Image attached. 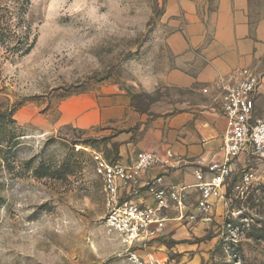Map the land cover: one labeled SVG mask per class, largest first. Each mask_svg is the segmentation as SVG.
<instances>
[{
  "label": "rangeland",
  "instance_id": "rangeland-1",
  "mask_svg": "<svg viewBox=\"0 0 264 264\" xmlns=\"http://www.w3.org/2000/svg\"><path fill=\"white\" fill-rule=\"evenodd\" d=\"M167 1L30 0L31 51L18 59L0 50V264H264L257 160L246 166L253 181L242 194L228 189L211 213L169 227L135 259L103 225L96 158L173 151L172 117L219 116L202 90L164 81L172 69L165 39L180 21L165 15ZM248 19L264 25V0H248ZM250 69L262 76L264 55ZM83 94L128 97L123 119L91 130L61 125L60 104Z\"/></svg>",
  "mask_w": 264,
  "mask_h": 264
},
{
  "label": "built area",
  "instance_id": "built-area-1",
  "mask_svg": "<svg viewBox=\"0 0 264 264\" xmlns=\"http://www.w3.org/2000/svg\"><path fill=\"white\" fill-rule=\"evenodd\" d=\"M261 75L250 68L219 76L202 89L224 122L221 143L207 162L192 163L170 149L138 152L132 160L96 158L104 194L103 225L131 259L163 238L171 226L192 224L212 212L227 190L242 194L253 181L250 160L264 162V115L255 102ZM190 169L189 177L183 170ZM182 178L175 183L174 177Z\"/></svg>",
  "mask_w": 264,
  "mask_h": 264
},
{
  "label": "crops",
  "instance_id": "crops-1",
  "mask_svg": "<svg viewBox=\"0 0 264 264\" xmlns=\"http://www.w3.org/2000/svg\"><path fill=\"white\" fill-rule=\"evenodd\" d=\"M164 12L168 18L180 20L179 27L165 39L172 69L164 75V81L170 87L201 92L219 76L253 67L264 55V25L256 28L250 25L248 0H168ZM128 103V97L122 95L70 97L60 104L59 123L91 130L123 119ZM255 111L258 116L264 115V73ZM170 120L179 125L173 133V152L192 163L209 161L224 131L220 116L196 118L186 113ZM140 150L153 148H139L135 152ZM184 170L189 176L191 170ZM173 181L178 183L182 178L175 176Z\"/></svg>",
  "mask_w": 264,
  "mask_h": 264
},
{
  "label": "trees",
  "instance_id": "trees-1",
  "mask_svg": "<svg viewBox=\"0 0 264 264\" xmlns=\"http://www.w3.org/2000/svg\"><path fill=\"white\" fill-rule=\"evenodd\" d=\"M29 6L30 0H0V50L7 58L24 57L34 44L25 19Z\"/></svg>",
  "mask_w": 264,
  "mask_h": 264
}]
</instances>
